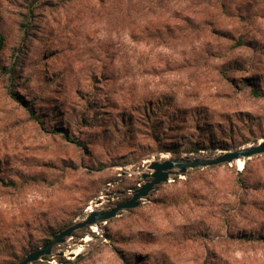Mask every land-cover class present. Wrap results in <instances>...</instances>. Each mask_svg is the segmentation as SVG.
<instances>
[{
    "label": "rangeland",
    "instance_id": "obj_1",
    "mask_svg": "<svg viewBox=\"0 0 264 264\" xmlns=\"http://www.w3.org/2000/svg\"><path fill=\"white\" fill-rule=\"evenodd\" d=\"M185 4L0 0L23 101L1 78L0 264L128 200L146 163L264 140V0H214L205 26ZM246 163L172 177L33 264H264V155Z\"/></svg>",
    "mask_w": 264,
    "mask_h": 264
},
{
    "label": "water",
    "instance_id": "obj_2",
    "mask_svg": "<svg viewBox=\"0 0 264 264\" xmlns=\"http://www.w3.org/2000/svg\"><path fill=\"white\" fill-rule=\"evenodd\" d=\"M264 155V140L249 146H242L234 150L220 151L210 155H203L198 152L196 155L183 156L180 158L154 160L147 164L140 173L141 184L133 189L128 200L114 204L110 210L99 209L103 204L99 198L92 204V210L79 215L77 220L70 226L52 235V239L43 244L40 248L28 253L17 264H33L41 261L44 257H63V252L53 253L55 246H61L68 239H72L74 234L81 230H88L94 226L117 218L121 213L138 208L142 201L147 199L156 187L166 184L172 177L184 176L195 170L219 167L223 165H233L237 161L244 164L253 158ZM72 258L77 255L70 254Z\"/></svg>",
    "mask_w": 264,
    "mask_h": 264
},
{
    "label": "trees",
    "instance_id": "obj_3",
    "mask_svg": "<svg viewBox=\"0 0 264 264\" xmlns=\"http://www.w3.org/2000/svg\"><path fill=\"white\" fill-rule=\"evenodd\" d=\"M180 1L188 4V6H193L196 9L198 8V10L195 11L196 12L195 15L198 16L199 22H200L201 25L205 26V25L209 24L208 22H210L209 21L210 15L207 13V11L213 10L215 8L214 4H213L214 0H180ZM220 7H223V4H220ZM32 14H33V12H31V15ZM28 21H29V19H27V22L22 25L24 37L26 35H28V33H29L28 27H29V23L30 22H28ZM3 40H4V38L2 36H0V51L3 48ZM15 75H16V64L15 63H14V65L12 64L10 67H5L0 62V79L4 78L6 80V82H7V85L5 86L7 95L11 99H13L14 101L23 104V101L19 100L18 94L14 90V87H13L14 86V84H13L14 81L13 80L15 79ZM249 90H250L251 94L254 97H262L263 96L262 94H259L257 92V90H255L254 88H251ZM29 114H30V118L33 121L37 120V115L35 114L34 110H32V111L29 110ZM149 115L150 114H148V116ZM63 137L67 138V135L65 136V134H64ZM155 137L156 136L154 135L153 138H154L155 142L157 143L158 146H161L160 139L157 138V137L155 138ZM74 143H76V145H78V146H81L80 142L75 141ZM201 150H204V148L203 147L201 148V146H194L193 148H191V152H193V153H198ZM247 163L245 164L244 169L247 167ZM196 172H202V171L198 170ZM187 176H189V174H187ZM139 183H140V180L137 177L135 179V181L132 183L131 187L128 188V189L133 190L134 188H136L137 184H139ZM110 222H111V220L108 221V223H110ZM74 236L83 238V230H81L79 232H76L74 234Z\"/></svg>",
    "mask_w": 264,
    "mask_h": 264
},
{
    "label": "bare ground",
    "instance_id": "obj_4",
    "mask_svg": "<svg viewBox=\"0 0 264 264\" xmlns=\"http://www.w3.org/2000/svg\"><path fill=\"white\" fill-rule=\"evenodd\" d=\"M235 165L237 166V168H238L239 170H242V169L244 168V163H243L242 161H237V162L235 163ZM90 210H92V206H89V207L87 208V213H88ZM92 230L95 231V227H92ZM86 239L89 240L88 237H86L85 240H86ZM76 250H77V249H76ZM78 250H79V249H78ZM80 252H81V249L79 250L78 253H80ZM78 253H77V254H78ZM77 254H74V255H77Z\"/></svg>",
    "mask_w": 264,
    "mask_h": 264
},
{
    "label": "built area",
    "instance_id": "obj_5",
    "mask_svg": "<svg viewBox=\"0 0 264 264\" xmlns=\"http://www.w3.org/2000/svg\"><path fill=\"white\" fill-rule=\"evenodd\" d=\"M144 165H147V163H146V164H144ZM128 175L130 176L131 174L129 173Z\"/></svg>",
    "mask_w": 264,
    "mask_h": 264
}]
</instances>
